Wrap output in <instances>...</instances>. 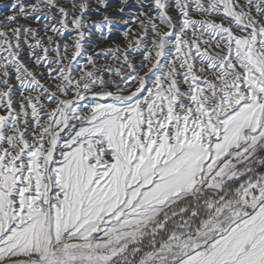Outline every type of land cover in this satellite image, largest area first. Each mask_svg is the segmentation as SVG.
Here are the masks:
<instances>
[{
    "label": "snow or ice",
    "instance_id": "obj_1",
    "mask_svg": "<svg viewBox=\"0 0 264 264\" xmlns=\"http://www.w3.org/2000/svg\"><path fill=\"white\" fill-rule=\"evenodd\" d=\"M0 7V264H264V0Z\"/></svg>",
    "mask_w": 264,
    "mask_h": 264
},
{
    "label": "rangeland",
    "instance_id": "obj_2",
    "mask_svg": "<svg viewBox=\"0 0 264 264\" xmlns=\"http://www.w3.org/2000/svg\"><path fill=\"white\" fill-rule=\"evenodd\" d=\"M10 4V3H9ZM115 4H117V6H119V0H116L115 1ZM6 12L8 11L7 8L3 10V12ZM118 18V17H117ZM115 16L113 17V19H116V20H119L117 19ZM103 20V16L101 15H98L96 14L95 12L92 14V21H102ZM126 26H122L119 28V31L118 32H115L113 31V34L112 36L108 39V40H102L100 35L99 34H94L92 40H93V43L92 45L94 46H91L90 49H94L98 51L102 50V49H106L107 47H109L112 43H123V39L122 37L120 36V31L125 28ZM118 29V28H117ZM116 30V29H114ZM135 30V29H134ZM166 30V29H165ZM95 32V30H93ZM98 36V37H97ZM110 41V43H109ZM114 41V42H113ZM112 42V43H111ZM105 47V48H104ZM111 47V46H110ZM99 49V50H98ZM170 211V209H169Z\"/></svg>",
    "mask_w": 264,
    "mask_h": 264
},
{
    "label": "bare ground",
    "instance_id": "obj_3",
    "mask_svg": "<svg viewBox=\"0 0 264 264\" xmlns=\"http://www.w3.org/2000/svg\"><path fill=\"white\" fill-rule=\"evenodd\" d=\"M115 1L116 0H110V4L112 5V8H110V13L111 12H115L117 9H118V6H117V4H115ZM12 2V0H0V6H2V5H5V4H9V3H11ZM4 9H6V8H3V7H0V12H2L3 13V15H0V20H3L4 19V17L6 16V15H11V13L9 12V11H4L3 12V10ZM127 15V14H126ZM117 18V17H116ZM92 19V18H91ZM117 19H119V20H121L122 18L121 17H118ZM21 23H29V24H31V26L32 27H38V25H36L35 23H32L31 21H26V20H22L21 21ZM122 26H125V25H123V24H120L119 26H118V29H116V30H114L115 32H118L119 31V28L120 27H122ZM98 34V33H97ZM94 36H92L90 39L92 40V38H93ZM98 37V36H97ZM92 42H93V40H92ZM114 42V41H113ZM109 43H110V41H109ZM112 43V42H111ZM113 45V43L110 45V46H112ZM91 46H94V45H92V44H90V45H88V47L90 48ZM109 46V47H110ZM109 47H107V48H109ZM105 48V47H104ZM99 50V49H98ZM95 51H97V50H95ZM137 59H139V57H137ZM99 63H113L110 59H108V60H105V59H101L100 61H99ZM41 71H43V69H41Z\"/></svg>",
    "mask_w": 264,
    "mask_h": 264
}]
</instances>
